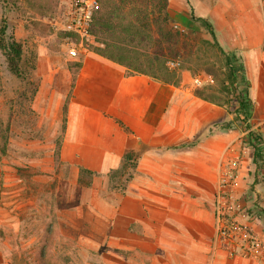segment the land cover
<instances>
[{"label": "rangeland", "instance_id": "obj_1", "mask_svg": "<svg viewBox=\"0 0 264 264\" xmlns=\"http://www.w3.org/2000/svg\"><path fill=\"white\" fill-rule=\"evenodd\" d=\"M67 1L38 0L54 8L52 13L42 14L26 0L16 5L0 0V28L6 25L7 36L22 41L27 51L32 48L37 55L36 69L28 67L30 81L34 82L25 87V82L9 70L0 49L5 87L0 107L5 115L9 111L6 100L24 90L28 95L13 107L20 118L12 126L8 153L0 152V264H154L152 255L141 251L138 243L127 247L114 236L115 225L121 227V222L110 216V209L124 191V180L112 182L108 175L96 173L90 186L82 185L76 168L56 158L57 141L64 136V105L74 95L77 69L73 63L84 62L87 55L70 56L53 26ZM240 1L170 0L169 12L175 28L195 30L199 39H210L208 30L192 19V12L207 18L218 37L221 27H225L220 15L240 16L237 7L232 6ZM251 1L263 16L264 0ZM233 51L242 55V49ZM200 75L202 84L208 83L209 74ZM203 105L212 113L219 109L222 119L216 122L224 125L235 117L238 104L232 98L221 108L210 102ZM262 120L264 117L259 121L253 116L250 128L246 120L240 119L231 129L215 126L204 139L214 156L206 203L214 213L220 171L232 169L231 198L259 243L255 254L245 258L260 264H264V162L261 167L254 164L248 133L252 130L264 137ZM216 122L212 120V126Z\"/></svg>", "mask_w": 264, "mask_h": 264}, {"label": "crops", "instance_id": "obj_2", "mask_svg": "<svg viewBox=\"0 0 264 264\" xmlns=\"http://www.w3.org/2000/svg\"><path fill=\"white\" fill-rule=\"evenodd\" d=\"M255 4L241 0L232 5L240 16L220 15L225 27L218 28L217 38L227 51L242 49L255 102L253 116L260 121L264 14L255 11ZM181 75L180 84L167 83L87 53L74 83L60 158L76 168L77 175L81 167L108 175L122 165L128 150L139 154L137 173L126 192L117 195L110 216L121 222L114 236L122 245L138 243L154 264H260L230 255L215 241V216L205 199L214 156L204 139L218 127L221 111L203 109L208 101L195 94L203 83L197 81L200 74L183 70Z\"/></svg>", "mask_w": 264, "mask_h": 264}, {"label": "trees", "instance_id": "obj_3", "mask_svg": "<svg viewBox=\"0 0 264 264\" xmlns=\"http://www.w3.org/2000/svg\"><path fill=\"white\" fill-rule=\"evenodd\" d=\"M2 1L16 5L19 0ZM26 1L42 14L52 13L54 10L52 6L41 4L38 0ZM99 2L100 6L90 27L94 41L87 43L90 51L125 65L130 73L149 74L176 85L181 82L183 70H189L193 75L208 73L214 81L196 87V96L219 106L229 104L232 98L236 99L238 104L235 117L227 120L224 125L219 123V128L231 129L237 119L246 120L248 128L251 127L255 102L251 97V81L243 57L235 51H227L221 45L214 26L207 18L196 16L192 12V19L204 26L211 35L210 39H199L195 30L180 31L174 27L169 12L170 0H99ZM138 48H142L141 51ZM0 49L6 56L11 73L25 82V87L33 84L34 81H30L28 67H32L33 71L36 69L37 55L32 48L27 51L22 41L7 36L6 25L0 28ZM171 61L179 64L172 67ZM82 64L81 60L73 63L77 69L74 83ZM4 94L5 87L0 71V96ZM26 96L28 95L24 90L6 100L9 108L7 115L0 107L2 155L8 153L12 126L19 120V114L13 113V107L16 102L25 101ZM69 103L67 100L64 105L63 134ZM248 136L251 138L254 164L261 167L264 162V137L254 134L252 130ZM62 142V138L57 141V161L60 158ZM124 157L122 165L108 173L112 182L124 180V183H121V189L124 190L122 193L126 192L137 173L139 154L134 150H128ZM95 175V171L81 167L79 184L90 186Z\"/></svg>", "mask_w": 264, "mask_h": 264}, {"label": "built area", "instance_id": "obj_4", "mask_svg": "<svg viewBox=\"0 0 264 264\" xmlns=\"http://www.w3.org/2000/svg\"><path fill=\"white\" fill-rule=\"evenodd\" d=\"M99 6V0H68L63 11L53 20L54 28L63 35V44L70 56L79 57L90 52L87 43L94 41L90 27ZM178 64L170 62L172 67ZM206 80L214 81L211 75ZM197 81L200 84L204 79L201 77ZM232 184V169L228 167L220 171L214 208L215 241L230 255L250 257L258 250L259 243L231 198Z\"/></svg>", "mask_w": 264, "mask_h": 264}, {"label": "bare ground", "instance_id": "obj_5", "mask_svg": "<svg viewBox=\"0 0 264 264\" xmlns=\"http://www.w3.org/2000/svg\"><path fill=\"white\" fill-rule=\"evenodd\" d=\"M261 99H263V98H261ZM260 103V102H259ZM264 104H262V106H263ZM264 107V106H263Z\"/></svg>", "mask_w": 264, "mask_h": 264}]
</instances>
